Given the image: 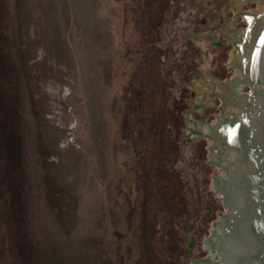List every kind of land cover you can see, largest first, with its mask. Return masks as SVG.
<instances>
[{"label": "rangeland", "instance_id": "rangeland-1", "mask_svg": "<svg viewBox=\"0 0 264 264\" xmlns=\"http://www.w3.org/2000/svg\"><path fill=\"white\" fill-rule=\"evenodd\" d=\"M0 264H182L150 0H0Z\"/></svg>", "mask_w": 264, "mask_h": 264}, {"label": "water", "instance_id": "water-1", "mask_svg": "<svg viewBox=\"0 0 264 264\" xmlns=\"http://www.w3.org/2000/svg\"><path fill=\"white\" fill-rule=\"evenodd\" d=\"M182 264H264V0H150Z\"/></svg>", "mask_w": 264, "mask_h": 264}]
</instances>
